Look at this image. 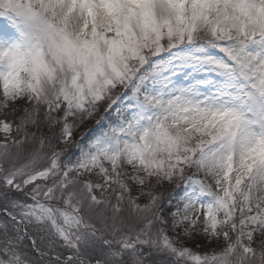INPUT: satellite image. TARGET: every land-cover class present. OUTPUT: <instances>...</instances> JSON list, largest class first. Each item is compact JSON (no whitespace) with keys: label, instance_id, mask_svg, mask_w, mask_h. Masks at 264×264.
Masks as SVG:
<instances>
[{"label":"snow or ice","instance_id":"obj_1","mask_svg":"<svg viewBox=\"0 0 264 264\" xmlns=\"http://www.w3.org/2000/svg\"><path fill=\"white\" fill-rule=\"evenodd\" d=\"M0 264H264V0H0Z\"/></svg>","mask_w":264,"mask_h":264},{"label":"rangeland","instance_id":"obj_2","mask_svg":"<svg viewBox=\"0 0 264 264\" xmlns=\"http://www.w3.org/2000/svg\"><path fill=\"white\" fill-rule=\"evenodd\" d=\"M81 131H83V129H81ZM190 247H191V245H189ZM193 246V245H192ZM157 260L159 261V262H162L163 261V257L162 256H160V257H157Z\"/></svg>","mask_w":264,"mask_h":264}]
</instances>
